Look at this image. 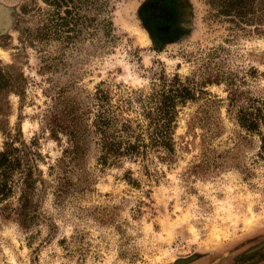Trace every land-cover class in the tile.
<instances>
[{
    "label": "rangeland",
    "instance_id": "1",
    "mask_svg": "<svg viewBox=\"0 0 264 264\" xmlns=\"http://www.w3.org/2000/svg\"><path fill=\"white\" fill-rule=\"evenodd\" d=\"M145 1L0 0V264H264V124L239 121L264 113V0H178L161 42ZM172 85L168 150L149 114Z\"/></svg>",
    "mask_w": 264,
    "mask_h": 264
},
{
    "label": "trees",
    "instance_id": "2",
    "mask_svg": "<svg viewBox=\"0 0 264 264\" xmlns=\"http://www.w3.org/2000/svg\"><path fill=\"white\" fill-rule=\"evenodd\" d=\"M174 85L176 82H173ZM172 87L168 90H162L158 95L156 101V113H150L151 117L149 125H153L149 131V143L163 148H171V134L173 132L172 123L174 121V114L176 104L184 103L188 98H191L190 90L184 86ZM1 88V87H0ZM235 101L233 97L231 102ZM235 103V102H234ZM240 123L246 127L248 130H256L259 123L264 124V113H244L242 117L239 118ZM264 143V138H262ZM70 149H75L77 146L76 141L71 143ZM107 150L110 152H115L117 154L121 153H133V151H138L139 145L137 142H129L125 147H122L120 142H108L106 143ZM145 147V145H143ZM123 148V152L121 151ZM18 148L14 147L13 139H9L3 144V149L0 151V196L1 198H6L11 192L10 181L12 178V173L16 168L20 167V157L15 154ZM25 179V177H24Z\"/></svg>",
    "mask_w": 264,
    "mask_h": 264
},
{
    "label": "flooded vegetation",
    "instance_id": "3",
    "mask_svg": "<svg viewBox=\"0 0 264 264\" xmlns=\"http://www.w3.org/2000/svg\"><path fill=\"white\" fill-rule=\"evenodd\" d=\"M137 15L153 41L174 38L183 31L178 0H146Z\"/></svg>",
    "mask_w": 264,
    "mask_h": 264
},
{
    "label": "water",
    "instance_id": "4",
    "mask_svg": "<svg viewBox=\"0 0 264 264\" xmlns=\"http://www.w3.org/2000/svg\"><path fill=\"white\" fill-rule=\"evenodd\" d=\"M7 24H8V22H7V19L5 17V13L3 11V8L0 5V32L6 28Z\"/></svg>",
    "mask_w": 264,
    "mask_h": 264
}]
</instances>
